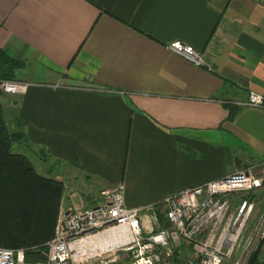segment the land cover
<instances>
[{
	"label": "crops",
	"instance_id": "0c3cea01",
	"mask_svg": "<svg viewBox=\"0 0 264 264\" xmlns=\"http://www.w3.org/2000/svg\"><path fill=\"white\" fill-rule=\"evenodd\" d=\"M173 40L212 69L170 50ZM0 46L31 83L0 88L9 127L33 147L14 149L74 184L77 204L95 205L100 188L119 183L129 206L154 203L237 170V157L264 171V108L236 103L264 93L263 3L0 0Z\"/></svg>",
	"mask_w": 264,
	"mask_h": 264
},
{
	"label": "built area",
	"instance_id": "2783aa9c",
	"mask_svg": "<svg viewBox=\"0 0 264 264\" xmlns=\"http://www.w3.org/2000/svg\"><path fill=\"white\" fill-rule=\"evenodd\" d=\"M168 48L212 69L203 53L181 40ZM30 85L21 79L0 81V88L11 93H24ZM236 102L264 108V93L251 90ZM259 166L251 163L139 206L126 203L124 183L100 188L99 202L91 206L83 200L77 204L73 191L69 206L63 196L45 260H28L23 247L0 246V264H264V171L258 172ZM107 233H113L115 244L91 251L78 247Z\"/></svg>",
	"mask_w": 264,
	"mask_h": 264
},
{
	"label": "trees",
	"instance_id": "16d2710c",
	"mask_svg": "<svg viewBox=\"0 0 264 264\" xmlns=\"http://www.w3.org/2000/svg\"><path fill=\"white\" fill-rule=\"evenodd\" d=\"M24 65L22 59L0 46V81L19 79ZM15 144L33 150L22 128L14 131L9 127L0 101V246L23 247L28 260H45L64 182L58 176L40 173L26 154L14 149ZM35 152L49 166L48 151L37 147Z\"/></svg>",
	"mask_w": 264,
	"mask_h": 264
},
{
	"label": "bare ground",
	"instance_id": "6f19581e",
	"mask_svg": "<svg viewBox=\"0 0 264 264\" xmlns=\"http://www.w3.org/2000/svg\"><path fill=\"white\" fill-rule=\"evenodd\" d=\"M117 242L115 237L113 236V233H107L104 235H100L96 238H91L87 240H83L79 248H85L87 251L94 250L96 248H103L106 245H113Z\"/></svg>",
	"mask_w": 264,
	"mask_h": 264
},
{
	"label": "rangeland",
	"instance_id": "374dc122",
	"mask_svg": "<svg viewBox=\"0 0 264 264\" xmlns=\"http://www.w3.org/2000/svg\"><path fill=\"white\" fill-rule=\"evenodd\" d=\"M170 49V48H169ZM171 50V49H170ZM174 52V51H173ZM201 52V51H200ZM202 53V52H201ZM205 56V55H204ZM205 58H206V56H205ZM206 60H207V58H206ZM208 61V60H207ZM209 62V61H208ZM210 63V62H209ZM211 64V63H210ZM212 65V64H211ZM201 66H206V65H201ZM253 90V89H252ZM251 90H249L248 91V93L247 94H249V92H250ZM262 93V92H261ZM241 100H243V99H241ZM237 103V102H236ZM238 104V103H237ZM240 105V104H239ZM241 106H249V105H241ZM249 107H252V106H249ZM256 108H262V107H256ZM49 166H47V169H50L51 167H54L55 166V168H56V162H54L53 161V163H51V164H48ZM63 164L61 163V166H62ZM62 169H60V171H61ZM63 171V170H62ZM260 170L258 169V172H259ZM55 173H58L57 172V170L55 171ZM62 173V175H63V172H61ZM56 175V174H55ZM60 176V175H59ZM65 178V177H64ZM64 182V181H63ZM73 187V188H72ZM64 191L65 190H67V189H69L70 191V193L71 192H73V191H78V189H77V187L74 185V184H71V183H69V181H66L65 183H64ZM64 198H65V196H64ZM74 200L76 201V202H78L79 201V199H78V196L77 197H74ZM161 217H162V219H164V216H163V214L161 215ZM54 233H55V231H54ZM54 236V235H53Z\"/></svg>",
	"mask_w": 264,
	"mask_h": 264
},
{
	"label": "water",
	"instance_id": "95a60500",
	"mask_svg": "<svg viewBox=\"0 0 264 264\" xmlns=\"http://www.w3.org/2000/svg\"><path fill=\"white\" fill-rule=\"evenodd\" d=\"M236 160H237V161H236V162H237V166H238V167H241V165H242V164H241L240 162H238V161L240 160V158H239V157H237V159H236Z\"/></svg>",
	"mask_w": 264,
	"mask_h": 264
}]
</instances>
